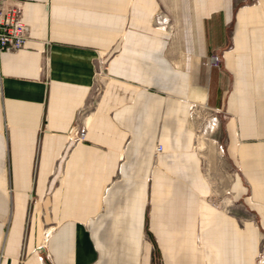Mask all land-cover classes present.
<instances>
[{
  "label": "crops",
  "instance_id": "obj_1",
  "mask_svg": "<svg viewBox=\"0 0 264 264\" xmlns=\"http://www.w3.org/2000/svg\"><path fill=\"white\" fill-rule=\"evenodd\" d=\"M8 1L30 38L0 53V264H264V0Z\"/></svg>",
  "mask_w": 264,
  "mask_h": 264
},
{
  "label": "built area",
  "instance_id": "obj_2",
  "mask_svg": "<svg viewBox=\"0 0 264 264\" xmlns=\"http://www.w3.org/2000/svg\"><path fill=\"white\" fill-rule=\"evenodd\" d=\"M22 3L0 0V53L15 52L25 47L30 38V25L23 20ZM207 63L216 67L221 66V56L217 52L207 57ZM101 92V85H94L92 98L97 97ZM85 106L77 115L76 121L68 133V143L75 145L87 139L88 122L85 114ZM162 150V145L156 146V154ZM264 253V251H263Z\"/></svg>",
  "mask_w": 264,
  "mask_h": 264
},
{
  "label": "rangeland",
  "instance_id": "obj_3",
  "mask_svg": "<svg viewBox=\"0 0 264 264\" xmlns=\"http://www.w3.org/2000/svg\"><path fill=\"white\" fill-rule=\"evenodd\" d=\"M193 116L196 144L202 154L206 173L214 184L213 197L222 200L225 198L224 189L228 188L231 171L222 148L218 117L207 109H196Z\"/></svg>",
  "mask_w": 264,
  "mask_h": 264
}]
</instances>
